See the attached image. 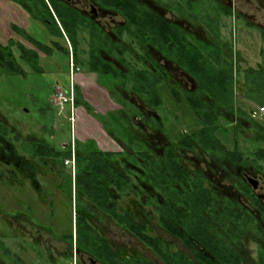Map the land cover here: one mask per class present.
Wrapping results in <instances>:
<instances>
[{
    "label": "trees",
    "instance_id": "16d2710c",
    "mask_svg": "<svg viewBox=\"0 0 264 264\" xmlns=\"http://www.w3.org/2000/svg\"><path fill=\"white\" fill-rule=\"evenodd\" d=\"M12 1L40 22L48 36L63 37L61 25L71 41L76 64L96 73L98 83L119 103L126 104L120 89L127 83H131V90L126 91L139 95L151 106L161 104L163 93L167 92L156 90L158 85L172 88L168 71L153 60L151 50L173 59L198 85L195 91L171 90L175 102L185 105L184 117L190 116L193 123L188 125L190 134H183L178 145L168 147L164 155H157L135 136L140 129L138 126L123 121L121 127L127 135L128 146L124 154L103 152L92 144L76 145V179L88 200L84 204H89V207L82 206L76 224L80 247L88 252L95 249L94 252L103 258L106 250L113 259L123 257L122 249L116 250L100 236L99 231H103L100 224L83 215L94 204L110 216L112 226L142 243L164 264H234L237 256L233 255V244L242 222L241 214L233 210L236 202L226 195H218L203 169L183 156L184 152H191L215 162L221 160V164L230 160L242 166L249 164L256 173H264V145L259 144L264 142V122L251 117L252 103L264 105V65L236 67L233 44L220 41L224 38L220 28L225 25L223 18L233 16L231 5L223 0H93L105 11L122 18L112 37L102 24L63 0ZM157 7L202 26L207 42L168 19ZM12 30L42 52L46 59L57 51L69 55L67 47L65 49L56 40L34 37L16 26H12ZM260 34L264 42V31L260 30ZM38 51L14 39H10L7 46L0 43V67L6 74H22L25 72L21 63L24 62L35 74H43ZM132 51L139 54L137 61L141 62L135 66L127 58L135 59ZM110 58L119 65L113 64ZM155 69L160 70L161 77ZM76 104H83L91 111L79 97ZM228 112L245 121L249 128L242 124L240 131L238 127H230L226 118ZM107 132L115 136L110 125H107ZM15 143L16 146L20 144L24 154L18 156L27 164L22 169L11 163L9 155L0 156V183L8 185L10 191L12 181L18 184L30 180L39 182V178L44 180L45 173L49 177L57 168L65 167V162L71 158L70 149H57L35 136L23 137L14 126L0 120L2 149L7 150ZM87 149L88 153L81 152ZM99 184L109 187L110 192L109 189L102 192L107 191L106 199L111 196L112 205L98 202ZM122 186H127L128 190L127 203L123 204L119 201ZM216 201L228 209H224L225 217L220 222ZM0 215L10 230L9 215L3 210ZM251 223L248 220L246 224ZM160 229L171 239L159 235ZM175 239L184 249L176 248ZM127 264L151 262L128 246Z\"/></svg>",
    "mask_w": 264,
    "mask_h": 264
},
{
    "label": "flooded vegetation",
    "instance_id": "af4514ba",
    "mask_svg": "<svg viewBox=\"0 0 264 264\" xmlns=\"http://www.w3.org/2000/svg\"><path fill=\"white\" fill-rule=\"evenodd\" d=\"M9 1L19 6L28 16L29 25L26 29H22L26 30L32 36L41 39V37L34 35L30 28L31 22H34L35 20L30 17L28 12L21 5L15 3L12 0ZM63 1L72 5L80 13L91 18L95 22L102 24L106 32L109 33L112 37H114V29H116V26L118 24H121L122 22V18L120 16L105 11L104 9L99 7L93 0ZM223 1H226V3H229L231 5L233 16L223 18V22L225 25H223V28L222 25H220V28L222 29L221 33L224 29H227L224 19L230 18H232L233 20V26L230 27L231 30H237L238 33H240L241 30L247 28L257 30L259 33L260 30L264 31V28L262 26L246 20V18L237 10L235 0ZM148 2L150 1L148 0ZM151 5L153 7H156L153 3H151ZM157 9L162 11L160 7H157ZM162 12L168 19L177 22L178 24L182 25L190 32H192L194 35L196 34L197 36L204 39L203 41L207 42L205 40L202 26L198 24H192L186 19L181 18L178 14L165 11ZM55 19L58 23L59 21L56 16ZM12 26L21 28L16 24H12L11 30ZM59 27L63 33V37H61L60 35H56L54 37H51L50 39L56 40L58 43H60L59 39L65 42V46L69 50V55L67 56L69 62V75L70 57L73 58L75 65L79 68V72L76 73L74 80L73 105L71 106L70 104H67L61 109L63 111H68L70 121L72 120V123H74L72 139L69 144L63 143L60 148H57L60 150L70 149L71 158L65 162V167H59V174L61 176V181L59 182V184H56L55 182L53 184H49V177L47 173H45L46 177L44 178V180H39V182L37 180H30L22 182V184H18L16 181H12L10 204L13 205V211L9 214L8 219L10 223V231L12 233L11 238L13 239V242L16 246L18 245L19 241H21L24 246L23 240H27L28 238L31 239L32 242L37 246H31V248L28 249L27 247H25L24 250L27 252L25 253V258H23L21 252L18 251L19 249H21L19 247H17L18 250L16 248H14V250H10L9 254L7 255H9L10 257L11 264H127V248L129 246L133 250L140 252L143 257L148 258L151 264H155L148 256L137 249V247L134 245L137 243L141 245V247L146 248L142 243H140L133 237L130 238L128 234L121 228L112 226L110 216L106 214L102 209L95 207L96 205L94 204L90 206L91 210L84 211L83 215L87 216L88 219L90 218V221L100 224V227H102L101 229H103V231H99L100 236L108 241L111 246L114 245L116 250H119V248L122 249L123 257L121 259H113L112 254L106 250L104 259L103 257L98 256L96 252H94L95 249L91 252H88L80 247L76 224L78 222V217L82 206L85 205L89 207V204H84V202L88 200L85 197L84 191L79 189V185L76 179V145L78 143L81 146L92 144L93 147H96L103 152L124 154L128 151V146L127 141L125 140L127 135L122 132L121 123L123 121L124 124H126V122H131L133 125L138 126V128L140 129L137 130L135 136L147 146L151 147L157 155H164L168 147L178 145L179 141L182 139L183 134L188 135L191 132L188 127L190 122H192L191 118L190 116L184 117L185 105H178V103L175 102L176 100L171 90L178 89L195 91L198 90V85L195 83L194 79L191 76L177 67L173 59H168L164 54L151 50L153 60L160 67L168 71L172 88L165 87L164 85H158L156 87V90H165V92H167L163 93L161 104L157 106H151L147 105L139 95L126 91L131 90V83H127L126 87L120 89L123 90L122 95H120L122 98H124L126 104L119 103L110 95L107 88L98 83V75L96 73L90 72L86 68L76 64L71 41L63 31L61 25H59ZM12 32L14 33V35L10 39L19 41L26 47L38 51L31 43H29V41L16 34L13 30ZM10 39L8 40L6 45H2L7 46ZM220 41L231 42L233 44V63L236 67L237 65L239 67L240 52H238V49L234 46V42L227 38H222ZM261 41L263 42L262 38ZM61 46L63 45L61 44ZM38 53L41 59L44 58L43 56L45 55L42 52L38 51ZM16 57L19 60V55L16 54ZM134 57L136 60L133 57H127L129 61L132 62V66H135V63H141L137 61L139 60L138 53L134 52ZM110 61L113 64L119 65L113 58H110ZM124 70L127 71L126 68ZM155 71L157 75L161 77L160 70L155 69ZM81 73H92L96 76L97 84L105 89L110 101L113 104L112 106H108L107 108L105 107L104 111H98L95 109V106L84 101L81 95V89L76 82V76ZM57 88L62 89L59 84H57V86L55 87V91ZM68 90L64 91L68 92ZM116 90H119V88L117 87ZM78 97L91 107V111L88 110L83 104H76V100L78 99ZM54 106L60 109L57 104ZM77 107H82L90 119V121L86 123L87 125H83L80 129L77 126V116L75 114ZM254 113L255 110L251 111V117L255 120H258V116L256 117ZM226 116L230 127H238V131L242 130L241 126L246 129H248L250 126L248 124H244L245 121L240 120L239 117H236L234 114L228 112ZM0 120L3 119L0 118ZM96 124H98L97 126L99 127V130L97 129ZM240 124L242 125L240 126ZM107 125H110V128L114 132L115 136H111V134L107 132ZM95 128L101 134L96 131H89ZM78 129L79 131H77ZM84 131H87V133H84ZM77 133L80 135H77ZM87 134L88 136L86 137ZM248 136L250 138L252 137L251 135ZM83 137L85 138L81 140V138ZM39 138L42 139L43 137L41 136ZM42 140L47 142L45 138H43ZM101 143H104V145H102ZM3 145L6 146L5 142L3 143ZM17 146L15 143L14 145H9L8 149L6 147L7 150H4L2 149V146L0 144V156L6 158V156L9 155V158L13 165L19 167L21 166V168L24 169L27 163L22 161L20 159V156H18L19 153H24L19 147L20 144H17ZM89 151L90 150L87 149L81 152L88 153ZM183 156L194 160L197 167L203 169L212 185L216 187L218 195H226L228 199H233V202H236L233 210H236L237 213L241 214L242 222L240 223L241 231L237 232V239L233 244V255L235 254L237 256V261H234V264H264V173H256L255 171H253L252 167L249 166V164H247V166H242L239 162H230V160H225V162L221 164V160L215 162L212 161L210 157L204 155L199 156L191 152H184ZM210 174H217L219 176L217 178H212ZM261 181L262 184H260ZM51 187L53 188V190H50ZM55 188L56 192H58V196H56L55 194ZM98 189L100 191L97 194L100 197L98 202L104 205H112L111 196H109L107 199L104 197V195H107L106 190H108L109 187L106 184H99ZM103 189H106L105 193L102 192ZM25 190L27 192V195L24 192ZM50 195H52V197ZM127 196V186H122L121 199L119 201L122 204L127 203ZM115 197H117L116 194ZM102 198H104V200ZM29 201L32 203L31 205H29ZM25 202L29 205L28 207L25 206ZM216 204V207H218L216 209L217 220L218 222H220L225 217V214L223 212L224 209H228L227 207H224V205L221 206L219 201H216ZM18 206L23 207V209H18ZM47 213L50 214V218L48 221L40 222L36 219L37 216L42 217ZM64 219L68 222L67 226L65 227L67 228L66 230H62V223ZM248 220L252 221V223L249 225L246 224ZM26 221H28L30 225L32 224V230H28V228H20L21 225ZM112 229H119V232L126 236V241L124 240L125 243L117 242V238L116 241L113 239V234L109 233V230L111 231ZM158 234L167 239H171V237L164 230H158ZM174 242L176 248L184 249L179 240L175 239ZM148 251L152 255H154L150 250ZM123 258L125 259L123 260ZM157 260L160 262V264H164L159 258H157Z\"/></svg>",
    "mask_w": 264,
    "mask_h": 264
},
{
    "label": "rangeland",
    "instance_id": "374dc122",
    "mask_svg": "<svg viewBox=\"0 0 264 264\" xmlns=\"http://www.w3.org/2000/svg\"><path fill=\"white\" fill-rule=\"evenodd\" d=\"M235 3L237 10L246 18V20L264 28V0H235ZM224 20L227 29H224L222 34L224 35V38L232 40L235 44L234 46L238 49V52H240V67L255 68L261 63L264 65V43L261 41L260 33L257 30L248 28L241 30V32L238 33L237 30H231L230 28L233 26L232 18ZM0 21H3V19L0 18ZM223 27L224 26L222 24V28ZM30 28L32 33L38 37L43 39H47V37H49L47 30L40 22H31ZM0 31H3V29H0ZM3 33V36L7 39L8 33L6 31ZM59 42L66 49L65 42L60 39ZM15 53L19 55L17 51H15ZM43 57L44 58L41 59L40 63L43 66H45L44 63L49 66V68L46 67L48 72L44 74H35L30 65L24 62L21 63L25 72L22 74H6L0 67V118L3 119L6 124L12 125V127L14 126L16 131H18L21 136L28 137L31 135L36 138L42 136L51 145L56 148H60L63 143L69 144L71 142L74 123H72V120L70 121V116H68L69 113L67 110L63 111L61 110V107L58 109L54 106L58 102L53 96L57 84H59V86L65 91L69 89V62L67 55L59 51L56 52V55L49 57L48 59L45 58L46 56ZM252 105V111H256L259 107L264 106L258 105V103H252ZM257 118L259 121L264 122L263 117L258 116ZM79 129L77 131H79ZM89 131H96L99 133L96 128ZM84 133H87V131H84ZM246 134H250V132H246ZM77 135L80 134L77 133ZM84 138L85 137L81 138V140ZM101 144L104 145V143ZM259 144L263 146L264 142H259ZM59 171L60 169L57 168L54 174L49 175V184H53L54 182L59 184L61 181ZM210 175L212 178H217L219 176L217 174ZM39 180L43 181L42 178H39ZM260 184H262V181ZM50 190H53V188L51 187ZM54 191L56 196H58L56 188ZM24 192L27 195L26 190ZM50 196L52 197V195ZM10 203V188L8 185L0 183V210L5 211L9 215L13 211V205ZM31 204L32 203L29 201V205ZM29 205L25 202V206L28 207ZM18 209L21 210L23 207L18 206ZM49 218V213L43 215L42 217H36V219L40 222H46ZM67 223V220L64 219L62 223V230L67 229L65 228ZM31 225L28 221H26L20 228H28V230H32L33 227ZM119 231V229H112L111 231L109 230V233L113 234V239L115 241L117 238V242L125 243L124 240L126 241V236L121 234ZM11 236V231L0 215V264H11L10 257L7 254H9L10 250H14V248H21L17 250L21 252L23 258H25V253H27L24 250L25 247L28 249L31 248V246H37L29 238L27 240H23L24 246L21 241H19L16 246ZM134 245L137 249L148 256L153 263L160 264L157 258L146 248L141 247V245L137 243Z\"/></svg>",
    "mask_w": 264,
    "mask_h": 264
},
{
    "label": "crops",
    "instance_id": "0c3cea01",
    "mask_svg": "<svg viewBox=\"0 0 264 264\" xmlns=\"http://www.w3.org/2000/svg\"><path fill=\"white\" fill-rule=\"evenodd\" d=\"M0 18L3 19V21H0V29H3V31H0V43L3 45H6L8 40L14 35L11 30L12 24H16L25 29L29 25L27 14L19 6L11 3L9 0H0ZM5 31L8 33L7 39L3 36V32ZM51 37L52 36L47 37V40ZM46 67L47 66H44V73L48 72L47 68L49 67ZM78 75L76 82L81 89V95L84 101L95 106V109L98 111H104L105 107L107 108L108 106L113 105L105 89L97 84L96 76L94 74L81 73ZM75 114L77 116L78 128H81L86 122L90 121L89 116L82 107H77ZM97 125L98 124H96V126ZM97 129L99 130L98 126Z\"/></svg>",
    "mask_w": 264,
    "mask_h": 264
},
{
    "label": "built area",
    "instance_id": "2783aa9c",
    "mask_svg": "<svg viewBox=\"0 0 264 264\" xmlns=\"http://www.w3.org/2000/svg\"><path fill=\"white\" fill-rule=\"evenodd\" d=\"M79 72V68L75 65L74 60L72 57H70V84H69V90L68 92H65L64 90L57 88L55 91L56 101L58 102L57 105L61 107V109L67 105L70 104L73 105L74 100V80L76 73ZM254 115L257 117H263L264 118V107H259Z\"/></svg>",
    "mask_w": 264,
    "mask_h": 264
}]
</instances>
